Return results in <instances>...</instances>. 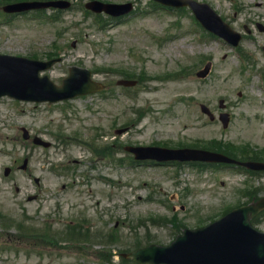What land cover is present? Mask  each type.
Returning <instances> with one entry per match:
<instances>
[{
	"label": "rangeland",
	"instance_id": "1",
	"mask_svg": "<svg viewBox=\"0 0 264 264\" xmlns=\"http://www.w3.org/2000/svg\"><path fill=\"white\" fill-rule=\"evenodd\" d=\"M107 1L135 2L137 10L107 31L93 27L79 8L63 13L56 21L29 15L5 22L0 17V53L44 59L55 41L63 57L53 68L56 77L66 76L72 65L93 73L114 68L135 77L146 76L140 88L125 91L116 86L122 74L94 73L107 91L64 104L68 119L60 114L61 107L35 108L7 99L0 102V214L5 220L0 221V264H100L96 257L99 249L131 251L135 237L141 239L140 243H145L149 235L153 242L169 244L176 236L175 222L152 224L147 217H171L174 203L169 201L170 195L177 199L176 222L188 228L206 225L222 210L245 202L242 190L249 185L258 187L260 196L264 195V177H250L229 168L199 173L172 166H114L113 161L102 164L87 157L80 164L71 159L63 161L70 166L65 173L52 169L61 165L62 152L70 148L60 150L53 128L61 127L64 135L77 133L84 140L94 133L102 135L121 128L126 120L137 118V109H143L144 116L119 137L122 145L192 144L216 138L264 149V0H198L208 3L240 34L236 48L207 36L201 27L194 30L189 11L178 17L169 11L152 10L150 0ZM72 41H76L74 48ZM239 47L248 56L241 62L236 51ZM207 62H212L211 72L206 79L198 80L195 73ZM182 70L185 72L180 78L160 79ZM151 77L159 79L151 81ZM219 99L228 103L233 116L225 133L218 124H208L197 108L198 103H204L217 111ZM22 127L48 139L52 148L23 142ZM101 135L96 142L111 141ZM70 150L74 157L79 156L77 149ZM22 155L29 160L25 171L19 169ZM117 155L124 156L122 151ZM13 164L16 170L5 177L3 168L12 167L13 171ZM109 165L112 169L104 167ZM91 167L95 177L89 179ZM100 174L109 176L108 184L98 181ZM32 195L37 198L27 201ZM137 221L140 226L135 228ZM75 222L102 230L116 225L121 239L109 246H85V251L52 237L42 241L25 236V240L17 241L18 226L26 231L50 227L62 235L63 228ZM255 227L264 232V216ZM117 254L113 264L119 263Z\"/></svg>",
	"mask_w": 264,
	"mask_h": 264
},
{
	"label": "water",
	"instance_id": "2",
	"mask_svg": "<svg viewBox=\"0 0 264 264\" xmlns=\"http://www.w3.org/2000/svg\"><path fill=\"white\" fill-rule=\"evenodd\" d=\"M194 8L197 14H202L205 18H201L203 22H208L214 28L219 24L217 22L219 20L214 18L212 13L209 18L205 17L207 11L205 7L201 11H199L200 7L194 6ZM220 32L224 33L225 29ZM0 60L5 58L0 57ZM14 93L20 95L17 90H14ZM179 154L209 161L222 160L219 156L194 151H184ZM156 158L162 160L163 156ZM262 209H264V200L254 206L233 211L217 223L195 233L197 237L193 236L195 242L191 246L182 245L176 247L174 252L171 250L170 261L174 264H264V234L256 232L248 224V216L253 217ZM160 252L163 253L165 250ZM146 255V253L142 254L144 257H147ZM136 256L138 254L132 257L135 259Z\"/></svg>",
	"mask_w": 264,
	"mask_h": 264
}]
</instances>
